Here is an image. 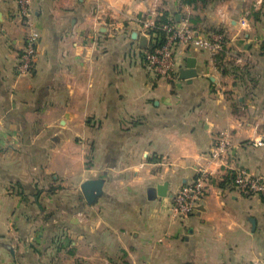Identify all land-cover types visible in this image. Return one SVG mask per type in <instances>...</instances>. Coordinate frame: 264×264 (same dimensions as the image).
I'll return each instance as SVG.
<instances>
[{
  "label": "crops",
  "instance_id": "0c3cea01",
  "mask_svg": "<svg viewBox=\"0 0 264 264\" xmlns=\"http://www.w3.org/2000/svg\"><path fill=\"white\" fill-rule=\"evenodd\" d=\"M30 6L39 39L22 74L27 25L17 0H0V264H262L264 196L223 179L233 169L264 177V4ZM162 14L223 50L180 43L178 75L155 80L136 18ZM189 57L191 80L179 76ZM222 133L228 163L211 156ZM200 170L206 194L180 216L173 195ZM89 179L103 180L94 200L82 189Z\"/></svg>",
  "mask_w": 264,
  "mask_h": 264
},
{
  "label": "built area",
  "instance_id": "2783aa9c",
  "mask_svg": "<svg viewBox=\"0 0 264 264\" xmlns=\"http://www.w3.org/2000/svg\"><path fill=\"white\" fill-rule=\"evenodd\" d=\"M19 14L27 25L25 46L22 51L18 70L20 73H31L37 54L39 34L33 23V12L30 0H17ZM254 6H261L264 0H253ZM136 23L141 33L148 38L147 45L143 47V61L155 80L171 79L178 75L176 46L180 43L192 45L212 52L223 50L220 39H211L209 35L191 29L187 22L176 23L174 20L161 23L152 17H137ZM243 24L247 23L244 18ZM231 141L229 135L222 133L213 144L211 156L216 160L227 162ZM210 178L207 170H200L196 179L184 185L173 195L172 209L180 215H188L198 209L206 194V181ZM236 190L246 194H260L264 196V177L252 174L245 169H233L223 179ZM264 264V262L262 263Z\"/></svg>",
  "mask_w": 264,
  "mask_h": 264
},
{
  "label": "water",
  "instance_id": "95a60500",
  "mask_svg": "<svg viewBox=\"0 0 264 264\" xmlns=\"http://www.w3.org/2000/svg\"><path fill=\"white\" fill-rule=\"evenodd\" d=\"M135 38H138V33H134ZM139 39L141 41V45L145 47L148 42V38L145 35L139 36ZM197 75L196 70V58L195 57H189L188 63L185 68L180 69L179 76L182 79H188L191 80L193 77ZM82 189L85 193L88 194L89 200H94L103 192V180L101 179H89L86 180L83 185ZM159 194L165 195L167 184H162L158 187Z\"/></svg>",
  "mask_w": 264,
  "mask_h": 264
},
{
  "label": "trees",
  "instance_id": "16d2710c",
  "mask_svg": "<svg viewBox=\"0 0 264 264\" xmlns=\"http://www.w3.org/2000/svg\"><path fill=\"white\" fill-rule=\"evenodd\" d=\"M189 2H193L195 0H188ZM173 20V19H172ZM158 21L161 22V23H164V22H169L171 21L170 18H168V16L166 14H162L161 16H159L158 18Z\"/></svg>",
  "mask_w": 264,
  "mask_h": 264
}]
</instances>
